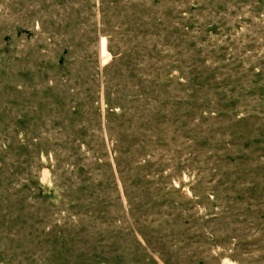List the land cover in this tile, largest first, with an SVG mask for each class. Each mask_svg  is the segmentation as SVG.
<instances>
[{"label": "rangeland", "instance_id": "1", "mask_svg": "<svg viewBox=\"0 0 264 264\" xmlns=\"http://www.w3.org/2000/svg\"><path fill=\"white\" fill-rule=\"evenodd\" d=\"M0 264H264V0H0Z\"/></svg>", "mask_w": 264, "mask_h": 264}]
</instances>
